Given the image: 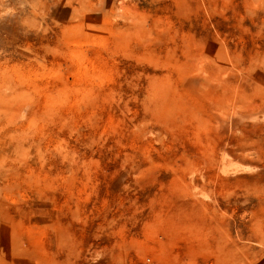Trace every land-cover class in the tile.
Returning <instances> with one entry per match:
<instances>
[{"label": "rangeland", "instance_id": "1", "mask_svg": "<svg viewBox=\"0 0 264 264\" xmlns=\"http://www.w3.org/2000/svg\"><path fill=\"white\" fill-rule=\"evenodd\" d=\"M0 264H264V0H0Z\"/></svg>", "mask_w": 264, "mask_h": 264}]
</instances>
